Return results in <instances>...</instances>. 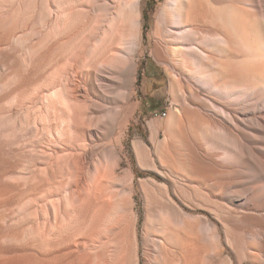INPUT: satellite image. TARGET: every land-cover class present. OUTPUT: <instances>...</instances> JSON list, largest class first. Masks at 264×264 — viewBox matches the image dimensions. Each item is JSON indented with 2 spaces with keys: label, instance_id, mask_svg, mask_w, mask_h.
Wrapping results in <instances>:
<instances>
[{
  "label": "bare ground",
  "instance_id": "bare-ground-1",
  "mask_svg": "<svg viewBox=\"0 0 264 264\" xmlns=\"http://www.w3.org/2000/svg\"><path fill=\"white\" fill-rule=\"evenodd\" d=\"M55 1L62 8L63 15L78 13V16L83 15V19L76 22L78 17L75 19L74 15L75 20L70 22L67 17L63 26L55 30L57 31L56 59L58 69L62 73L59 77L56 72V79L43 85L35 96L31 97L30 105L33 106L29 105L28 109L25 107L27 111L24 114V122L27 126L31 125L29 127H32L33 134H40L41 125L45 130L44 134L48 141L45 144L37 143L31 148H37L42 156L43 170L52 177L47 184L48 189L46 194H43L44 197L36 195L37 197L30 199L31 202L28 201L30 203L27 204L36 200L37 204L34 203L32 209L37 213L38 218L44 213L47 214V218L43 216L44 219L46 218L45 221L42 219L43 225L42 221L40 222L43 227L41 232L43 229L44 232H38L47 243L50 234L48 232L57 230L56 244L66 245L67 249L72 245V249H82L85 264H100V262L107 264L104 259L98 260V255L94 257L87 250L88 244L99 236L96 232L97 221L112 205L102 199L101 191L106 180L115 176L120 166L118 160L120 152L123 151L122 139L126 136L127 122L134 105L132 100L136 90L135 55L139 50L141 36L140 0ZM42 6L40 0H35L34 14ZM99 13L113 15H110L112 17H110L111 23L108 22L110 23L108 29L104 32L100 31L101 35L98 26L93 27L94 29L91 27L87 35L83 33L88 31L91 19ZM247 13L264 19V0H165L155 20L156 24L154 23L155 26L157 25L155 28L157 33L159 31V36L165 39L168 52L180 58V64L185 67L186 74L189 75L187 81L190 83L191 79H194L195 85L193 84V87L192 84L189 85L191 90L189 93L197 98L196 109L201 115L198 118L201 117L204 120L202 124L205 123L206 126L202 127L204 146L201 144L203 147L196 148L195 158H191L192 152L189 154L190 171L196 177L191 178L199 185L203 181H211L210 188L220 190V195L216 194L220 199L219 205L227 202L231 206L245 209L264 204V61L258 52H252L249 47V39L245 32L247 24L244 23L247 22V18L245 19ZM47 30L49 31V28ZM25 34L22 38V59L29 69L32 56L40 50L43 38L41 33L26 32ZM42 34L44 35V32ZM48 35L50 36L46 38L50 39L51 34ZM237 44L244 49L242 59L236 57L239 61L243 60L244 69L240 68V70L238 66L236 70L237 66L234 69L230 63H227L229 68L219 67L221 70L217 66L215 69L218 70L214 71L213 64L211 68L209 67V61L216 64L218 60L216 55L222 47L230 51L231 58L236 52L234 50L233 53V48ZM226 59L220 61L224 62ZM219 64L222 65L220 62ZM207 65L210 69L213 68V71L206 69ZM180 76L185 75L180 74ZM120 77L121 83H119ZM199 89L204 90L205 94L201 96ZM114 91L116 97L110 98ZM120 99H123V104L119 107L123 108L124 114L119 119L118 145L107 148L105 154L107 159L96 158L102 137L110 133L114 127L111 116L116 111L112 112L114 108H108L107 103L112 101L117 104ZM173 128L172 125H167L165 133L168 134ZM25 143L30 144L28 140ZM168 143L165 150L161 148L164 152L157 159H153L150 152L138 141H134L132 147L140 162L150 161L159 174L169 179L171 167ZM141 185L144 190L163 189L166 203L169 202V205H166L169 208L161 206V219L156 226V231L160 235L155 238V242L161 246L166 242L172 245L170 254L173 257L170 259L175 264H195V259L202 257L203 252L198 244L195 247L186 246L192 241L196 242L197 237L193 234H197L198 231H201L205 239L210 242L211 249L218 248L217 227L215 229L208 215L182 219L173 212L179 208L168 197L167 185L158 184L155 177L149 182L141 181ZM132 187L135 191L134 185ZM210 197L208 198L211 199ZM127 203V200H122L118 207L122 210L126 208ZM156 206H154L155 212H157ZM202 207H205L204 204ZM227 209L230 214L237 212L229 207ZM166 214L168 217L165 216ZM180 226L183 228L179 229ZM250 232L253 245L246 248L238 264H246L247 260L251 264H259L260 261L264 264V223L255 225ZM37 237H34V241L37 239L39 242ZM182 238L185 240L183 245ZM177 246L182 249L175 255ZM81 257L78 256V259Z\"/></svg>",
  "mask_w": 264,
  "mask_h": 264
},
{
  "label": "rangeland",
  "instance_id": "rangeland-1",
  "mask_svg": "<svg viewBox=\"0 0 264 264\" xmlns=\"http://www.w3.org/2000/svg\"><path fill=\"white\" fill-rule=\"evenodd\" d=\"M34 1L0 0V264H85L82 249H72V243L70 249H67L66 245L56 244L57 230L48 232L50 233L48 234V243L46 239H42L41 234L39 236V233L44 232V229L41 232L43 228L42 219L45 216L47 218V214L44 213L43 218H38L37 213L32 209L34 203L37 204L36 200L27 204L31 202L30 199H35L38 195L44 197L48 189L47 184L52 180V177H49V173L43 170L42 156L36 150L37 148H31L35 147L37 143L45 144L48 141L44 134L45 130L41 125L40 134L34 133V135L32 127H29L31 125L27 126L24 122V114H26V109L31 106L30 99L35 96L37 90L39 91L43 85L45 86L56 79V72L59 77L62 73L58 69L59 65H57L56 59L57 31L55 30L58 27L61 28L68 18L70 22H73L77 17L76 22L83 19V15L79 14L78 16V13L63 15L62 8L56 4L55 0H40L44 7L42 6L43 9L41 8L34 14ZM164 3L165 0H140L141 36L139 50L135 55L136 90L132 100L134 105L127 122L126 136L122 139L123 151L120 152L118 160L120 166L116 175L106 180L107 182L101 191L102 199L107 200L112 205L105 211L106 214L104 213L101 219L97 221L96 232L99 236L94 238L95 241L88 244L89 249L87 251H90L94 257L98 255V260L104 259L107 264H175L170 259L173 257L170 254L173 249L172 245L166 242L161 246L155 242V238L160 235L156 231V226L161 219L162 212L160 210L162 207L169 208L166 206L169 205V202L166 203L163 189L152 191L151 188H148L144 190L141 185V181L149 182L155 177L158 184L168 186V197L179 208V210H173L177 216L188 219V217L208 215L215 229L217 227L218 248L211 249L210 242L205 239L201 231L193 234L196 235L197 240L200 238L199 243L196 240V242L192 241L186 245L195 247L198 244L199 249L203 252L202 257L195 259V264H238V260L243 257L246 248L250 247L251 244L253 245L250 229L253 230L255 225H263L264 223V204L249 209L231 206L226 201L227 204L219 205L220 199L217 195H220V190L211 189V181H203L199 185L191 178L195 176L190 171L189 161L191 158H195L196 148L203 145V128L206 126L205 123L202 124L204 120L201 117L198 118L200 114L196 109L197 98L189 93L191 92L189 85L192 84V87L195 85L194 79L191 77L192 82L187 81L189 75L186 74L185 67L180 64V58L168 52L165 39L163 40L161 35L159 36V31L157 33L155 20ZM44 11L46 12L44 13ZM110 15L112 14H97L96 19H94L95 17L91 19L92 22H90L88 31L83 33L87 35L91 27L97 28L98 26L101 35L111 23L110 17L113 15ZM246 18L247 22L244 23L247 24L245 32L249 39V47L252 52H258L264 61V19L252 13H247ZM108 22L110 23L108 24ZM42 24L43 26H41ZM31 25L32 28H30ZM50 27H55V29L51 30ZM39 28L43 29L39 30ZM44 28L46 30L49 28V31L53 33ZM26 32L29 34L41 33L40 35L44 40H42L43 43H41L38 53L32 56L29 69L26 68L22 59V38L25 37ZM48 32L51 34L50 39H48L50 36ZM46 36L48 37L46 38ZM224 48L222 47L216 55V58L218 57L217 61L215 59L216 64L210 61L209 64L207 63L209 67L211 68L213 64L214 69H212L214 71L218 70L215 69L217 66L226 69L229 68L227 63H230L234 69L237 66L236 70H238V66L239 69H244L245 65L241 60L244 49L237 44L233 48V53L236 50L238 54L235 52L230 58V51L227 48L224 50ZM223 53L225 55L227 53V55L225 56ZM236 57L241 58L240 61ZM226 58H230L228 62H226L228 60ZM224 59H226L224 62L220 61ZM225 62L227 65H223ZM208 65L206 69L213 71ZM181 68H184V71ZM180 74L185 76H180ZM121 81L122 79L119 80V83ZM199 90L201 96L205 94L204 90ZM109 97H116V91L112 92ZM122 100L120 99L117 104L112 101L107 103L108 108H114L112 112L116 111L111 116L114 127L110 133H106L102 137L96 158L107 159L105 155L107 148L118 145L119 119L124 114L123 108L119 107L123 104ZM167 125H172L174 131L172 129V132L166 134L165 127ZM27 140L30 144L25 143ZM134 141L140 142L142 147L150 152L153 159L159 158L170 141L168 143L170 154V158H168L171 167L169 179L163 174H159L150 161L140 162L137 159L132 147ZM164 142L165 144H163ZM162 147L164 150L161 149ZM227 176L229 177V174ZM122 200H127L128 203L126 208L121 210L118 204ZM203 204L207 207H202ZM226 205L237 212L230 214ZM154 206H156L157 212L154 211ZM23 207L26 211L22 209ZM223 208L225 209L223 210ZM165 216L168 217L167 214ZM182 228L180 226L179 229ZM35 236L40 240L38 242L36 239L37 243L34 241ZM183 242L185 240L182 238V245ZM254 244L255 246L258 245L256 242ZM58 246L60 247L57 248ZM181 249L177 246L175 255ZM220 250L221 252H219ZM78 256L81 258L78 259ZM102 263L100 262V264ZM260 263L263 264L262 261ZM246 264H251V262L247 260Z\"/></svg>",
  "mask_w": 264,
  "mask_h": 264
}]
</instances>
